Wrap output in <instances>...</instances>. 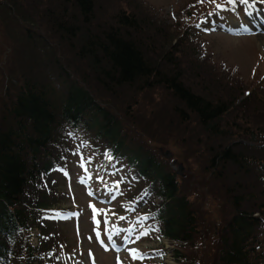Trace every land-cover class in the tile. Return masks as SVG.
I'll return each instance as SVG.
<instances>
[{
	"label": "trees",
	"instance_id": "trees-1",
	"mask_svg": "<svg viewBox=\"0 0 264 264\" xmlns=\"http://www.w3.org/2000/svg\"><path fill=\"white\" fill-rule=\"evenodd\" d=\"M55 1L56 13L43 16L45 25L52 22L45 29L58 42L63 41L64 48H76L79 58L90 65L94 86L88 82L82 85L70 72L57 67L58 59L52 60L42 47L40 55L45 63L38 70L46 80L38 72L27 73L7 108L2 109L0 264H40L47 256L44 248L51 241L47 228L55 223L40 212L56 202L52 181L66 156L65 130L77 128L92 130L95 138L105 142L108 162L127 164L132 175L143 182L144 201L153 204L146 211L157 221L158 235L185 244L192 241L196 218L187 197L179 192L174 173L126 138L112 109L96 97L101 89L118 97L121 90L134 94L160 91L180 121L194 119L198 127L196 145L204 161L202 170L221 182L224 177L218 187L223 195L227 193L229 202L228 216L210 248L220 264H262L264 140L254 139L264 137V98L252 92L242 96V91L236 92L239 87L228 88V95L222 92L213 74L208 81L197 71V62L183 58L182 40L187 38L182 34L153 38L139 9L136 13L133 7L126 9L115 0H105V16L101 17L97 9L100 0ZM66 13L70 15L66 17ZM73 39L76 45L69 44ZM191 54L188 51L187 57ZM189 75L195 76L207 94L194 91ZM250 169L251 182H245L243 175L250 174ZM153 198L159 199L156 205ZM35 227L36 244L31 245L28 233ZM177 254L186 261L185 254Z\"/></svg>",
	"mask_w": 264,
	"mask_h": 264
},
{
	"label": "rangeland",
	"instance_id": "rangeland-1",
	"mask_svg": "<svg viewBox=\"0 0 264 264\" xmlns=\"http://www.w3.org/2000/svg\"><path fill=\"white\" fill-rule=\"evenodd\" d=\"M104 2L100 0L97 7L101 17L105 16ZM115 2L145 14L146 25L150 27L147 33L153 38L161 34L171 38L182 34V38H187L182 40L185 41L181 48L183 58L197 62V71L208 81H211L208 76L213 74L222 92L229 94L228 88L232 86L239 87L236 92L242 91V96L252 92L264 98V0ZM56 6L55 0H0V116L10 96L17 93L23 76L33 71L46 80L43 71L38 70L45 63L40 55L42 47L53 56L52 60L58 59L57 67L70 72L82 85L88 82L94 86L90 65L79 58L76 48H64V42H58L45 29L52 22L45 17V25L43 16L56 13ZM72 43L77 44L74 39L69 44ZM187 50L193 53L191 58L187 57ZM64 55L67 60L63 59ZM188 78L196 93L207 94L193 79L195 76ZM109 92L98 90L96 97L112 109L115 120L124 127L126 138H131V143L136 142L141 151L148 152L174 173L179 192L187 197L196 218L193 243H180L158 235L157 221L146 211L153 204L144 201L143 182L132 175L127 164L108 162L105 142L95 138L92 130L77 128L65 130L68 136L64 166H58L52 181L56 202L40 212L42 217L55 223L47 228L50 231L47 238L51 241L45 245L47 256H43L40 264H90L87 252L96 264H113L115 256L119 257L115 264H220L210 246L223 228L229 202L225 198L227 193L223 195L218 187L224 183V177L221 182L202 170L204 161L196 145L198 127L194 119L180 121L173 115L167 96L160 91L134 94L131 90H121L119 97ZM254 140L262 141L264 137L256 136ZM251 169L250 174L243 175L245 182H251ZM92 196L106 201L99 202ZM158 201L153 198L152 202L156 205ZM89 206L90 210L92 206L97 210L94 216L100 224L92 225ZM101 216L105 217V223L100 221ZM105 227L106 231L122 227L129 237L126 250L115 255L110 250H102L93 230L99 242L107 245L102 233ZM262 233L264 237V230ZM37 234L36 227L29 231L31 245L36 244ZM260 234L261 227L259 242L262 241ZM177 252L185 254L186 261ZM54 253L56 257L52 256Z\"/></svg>",
	"mask_w": 264,
	"mask_h": 264
},
{
	"label": "snow or ice",
	"instance_id": "snow-or-ice-1",
	"mask_svg": "<svg viewBox=\"0 0 264 264\" xmlns=\"http://www.w3.org/2000/svg\"><path fill=\"white\" fill-rule=\"evenodd\" d=\"M201 2H203V0H201ZM229 2L231 3V2H233V0H229ZM241 2L247 3V0H241ZM217 7H219V5H217Z\"/></svg>",
	"mask_w": 264,
	"mask_h": 264
}]
</instances>
